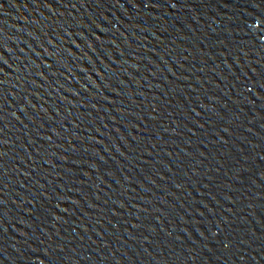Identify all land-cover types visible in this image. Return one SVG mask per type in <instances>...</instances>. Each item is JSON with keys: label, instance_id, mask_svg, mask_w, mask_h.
Listing matches in <instances>:
<instances>
[{"label": "water", "instance_id": "obj_1", "mask_svg": "<svg viewBox=\"0 0 264 264\" xmlns=\"http://www.w3.org/2000/svg\"><path fill=\"white\" fill-rule=\"evenodd\" d=\"M0 264H264V0H0Z\"/></svg>", "mask_w": 264, "mask_h": 264}]
</instances>
